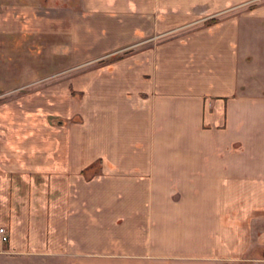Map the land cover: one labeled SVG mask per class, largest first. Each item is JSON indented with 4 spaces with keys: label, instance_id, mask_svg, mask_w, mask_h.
Here are the masks:
<instances>
[{
    "label": "crops",
    "instance_id": "1",
    "mask_svg": "<svg viewBox=\"0 0 264 264\" xmlns=\"http://www.w3.org/2000/svg\"><path fill=\"white\" fill-rule=\"evenodd\" d=\"M0 9V264H264V0Z\"/></svg>",
    "mask_w": 264,
    "mask_h": 264
},
{
    "label": "rangeland",
    "instance_id": "2",
    "mask_svg": "<svg viewBox=\"0 0 264 264\" xmlns=\"http://www.w3.org/2000/svg\"><path fill=\"white\" fill-rule=\"evenodd\" d=\"M39 2L41 1V0H38ZM43 1V0H42ZM3 2H4V0H0V6L1 5H3ZM256 2H257V0H256ZM254 5L252 4V5H250V8H252ZM1 10V9H0ZM125 53V52H124ZM13 63H15V62H13L12 61V68H14V66H13ZM83 62H77L76 64H75V66H76V70H82V64ZM33 64L35 65V64H37V63H35V62H33ZM77 64H79V65H77ZM40 79V81H38V82H36L37 84H41V85H51V84H59V85H62V86H65V87H67L68 85H69V87H70V84H72V83H70V79H71V77L70 78H68V77H54V78H51V77H47V78H39ZM79 79H81V77L79 78ZM19 82H12V85H17ZM29 83V82H28ZM70 90H71V88H70ZM69 90V91H70ZM71 93H72V96L73 95H75V97L76 96H78V97H80V94H78V93H75V92H73V91H71ZM24 93H22L21 94V96L23 95ZM0 95H1V93H0ZM27 95H29V94H27ZM6 96H11V102H12V104H15V103H17L16 101H18L19 100V94L18 93H14V91L13 92H11V93H8V94H6L5 95V97ZM74 97V96H73ZM74 97V98H75ZM2 98L3 97H0V102H1V100H2ZM81 120V118H80V116L79 115H75L73 118H72V122H78V121H80ZM63 124L64 123V120H63V118H60V117H50V121H49V124L50 125H56V124ZM75 264H80V262H75ZM82 264H113V263H108V262H99V261H97L96 262V260H86V263H82ZM138 264H142V263H138ZM155 264H162V263H155ZM166 264H174V263H166ZM182 264H184V263H182ZM187 264H189V263H187Z\"/></svg>",
    "mask_w": 264,
    "mask_h": 264
},
{
    "label": "built area",
    "instance_id": "3",
    "mask_svg": "<svg viewBox=\"0 0 264 264\" xmlns=\"http://www.w3.org/2000/svg\"><path fill=\"white\" fill-rule=\"evenodd\" d=\"M0 236L2 242H6L8 240V235L5 229L0 228Z\"/></svg>",
    "mask_w": 264,
    "mask_h": 264
}]
</instances>
